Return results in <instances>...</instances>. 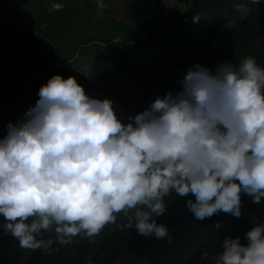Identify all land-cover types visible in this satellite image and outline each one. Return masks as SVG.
Returning a JSON list of instances; mask_svg holds the SVG:
<instances>
[{
	"label": "clouds",
	"instance_id": "clouds-1",
	"mask_svg": "<svg viewBox=\"0 0 264 264\" xmlns=\"http://www.w3.org/2000/svg\"><path fill=\"white\" fill-rule=\"evenodd\" d=\"M235 10L240 19L250 11L243 3ZM236 22L234 16L227 28ZM179 83L175 95L157 96L124 123L110 99L89 96L74 76H51L25 118L0 138L5 230L24 248L38 247L36 236L53 228L67 244L134 210L127 227L163 238L168 229L154 217L166 211L163 198L173 191L195 197L187 207L198 220L219 212L239 218L242 192L259 205L264 68L252 57L215 70L197 63ZM245 239L225 237L215 264H264V223L253 224Z\"/></svg>",
	"mask_w": 264,
	"mask_h": 264
},
{
	"label": "trees",
	"instance_id": "trees-1",
	"mask_svg": "<svg viewBox=\"0 0 264 264\" xmlns=\"http://www.w3.org/2000/svg\"><path fill=\"white\" fill-rule=\"evenodd\" d=\"M6 3L7 0H0V134L7 132L10 123L15 124L25 118L39 98L40 87L53 76L47 55L34 51L29 39L17 33L2 14ZM154 3L158 8L156 12L148 9L147 0H126L124 5L120 0H115L107 8L106 21L117 26V30H121L125 40L129 39L131 44L104 56L108 58L110 68L95 77V81L119 79L144 91L150 102L169 91L175 95L181 90L179 81L188 68L195 65L197 45L201 44L206 49V66L212 62L217 66L222 60L225 61L220 52L225 37L232 40L238 51L249 54L251 50L250 57L264 68L263 3L253 4L251 0H193L192 5L183 4L187 6L184 11L175 5L173 12L165 17L163 15L168 4L163 5L162 0H154ZM240 3L250 9L244 19H240V14L235 10V5ZM134 15L151 16L142 21L141 29L135 30L129 24ZM196 16L198 20H194ZM234 16L237 22L229 29L228 22ZM162 17L158 27L138 39L149 25ZM63 53L64 50L60 55ZM189 199L194 201L195 197L191 194L181 197L174 191L164 196L166 211L154 217L157 224L168 229V235L163 238L143 235L145 238L142 239L135 227H127L129 216L121 212L116 214L115 223L107 224L92 238L80 233L72 237L70 243L61 244L54 228L42 231L36 236V241H47L50 248H58V251L33 254L26 262L31 264L34 259L36 264H65L68 251L74 249L78 252L74 264H114L116 255L140 259L141 250L147 244L158 252V257L164 255L167 259L181 254L193 240L201 238L202 229L209 231L212 228L206 220L194 217L187 207ZM133 214L134 210L130 215ZM28 222H31V218ZM5 223L3 216H0V264H20V252L26 248L21 247L18 239L5 230ZM211 234L212 237L217 235L216 232ZM68 244H71L70 248ZM221 245L217 240H210L206 249L218 256L222 251ZM149 263L156 264L153 259Z\"/></svg>",
	"mask_w": 264,
	"mask_h": 264
},
{
	"label": "rangeland",
	"instance_id": "rangeland-1",
	"mask_svg": "<svg viewBox=\"0 0 264 264\" xmlns=\"http://www.w3.org/2000/svg\"><path fill=\"white\" fill-rule=\"evenodd\" d=\"M114 1L7 0L2 14L17 33L29 39V45L34 51L42 53L41 55H47L52 75L61 74L64 78L74 76L78 83L86 88L85 91L89 96L110 99L118 118L124 123H128L130 117L150 106L151 99L141 89L125 84L119 79L112 81L111 78H107L98 82L94 80L95 77L101 76L105 69L110 68L105 55L109 56L131 44L129 39L125 40L124 33L117 30V26L106 21L108 19L106 10ZM125 1L120 0L123 5ZM192 2L193 0H162L163 5L168 4L163 17L171 14L175 5L184 11L187 6H183V4L192 5ZM55 3L62 5L60 10L57 11L52 7ZM99 3L103 4L102 9L98 8ZM259 3L264 4V0H260ZM147 6L151 12L158 11L154 0H147ZM150 16L134 15L129 20V24L133 29L139 30L142 28V21ZM163 17L160 21L155 20L153 24L149 25L138 39L144 38L153 28L158 27ZM62 50L64 53L60 55ZM241 51H238L232 44L231 39L225 37L224 45L220 50L225 61H231L233 65L238 66L242 60L252 56L251 50L248 51L249 54ZM205 53L206 49L198 44L195 64L206 66ZM206 67L212 70L216 68L213 62ZM6 134L7 132L0 134V138ZM132 212L133 210L126 216H130ZM204 220L212 228L209 231L202 229L201 238L193 240L192 244L186 246L181 254L172 255L167 259L164 258V255L158 257L156 256L158 252L147 244L141 250L142 257L140 259L133 260V258L116 255L114 264H151L149 263L150 259H153L156 264H215L217 256L212 255L206 249L210 240H217L222 244L223 239L227 236H239L241 243L246 244L245 233L253 227V224L264 223V199L257 205L253 203L249 195L241 193V216L239 218L219 212ZM211 232H216L217 235L212 237ZM141 238L145 237L142 235ZM36 243L39 245L38 247L26 248L20 252V264H27L26 260L30 259L33 254H51L58 251V248H50L47 241H36ZM68 245L70 248L71 244ZM68 253V260L65 264H74L75 255L78 252L73 249ZM31 264H36L34 259Z\"/></svg>",
	"mask_w": 264,
	"mask_h": 264
}]
</instances>
